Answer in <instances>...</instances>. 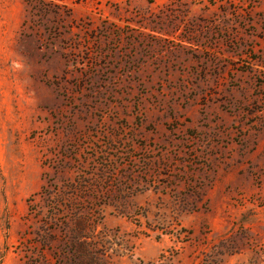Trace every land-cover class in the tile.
<instances>
[{"label": "rangeland", "instance_id": "rangeland-1", "mask_svg": "<svg viewBox=\"0 0 264 264\" xmlns=\"http://www.w3.org/2000/svg\"><path fill=\"white\" fill-rule=\"evenodd\" d=\"M0 264H264V0H0Z\"/></svg>", "mask_w": 264, "mask_h": 264}]
</instances>
